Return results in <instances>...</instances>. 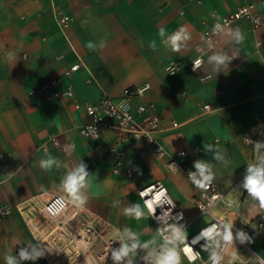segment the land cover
<instances>
[{
    "label": "crops",
    "instance_id": "obj_1",
    "mask_svg": "<svg viewBox=\"0 0 264 264\" xmlns=\"http://www.w3.org/2000/svg\"><path fill=\"white\" fill-rule=\"evenodd\" d=\"M260 1L202 0L199 5L187 0H0V205L15 207L37 196L62 195L116 225L129 246L148 245L134 249L133 257L153 250L159 238L138 191L162 182L193 216L192 200L198 189L186 173L170 172L141 142L126 147L134 177L123 171L115 174L109 154L115 133L106 131L98 140L83 138L79 129L88 116L75 109L65 94L71 86L77 101L96 104L104 95L120 100L128 87L149 83V93L134 105H154L161 117L157 139L170 153L199 147L191 165H206L225 201L237 204L235 221L222 211L225 204L218 206L217 216L236 224L254 219L264 223V209L240 184L247 166L253 164L243 135L264 118V27L254 31L249 21H239L216 38L214 50H207L204 38L215 19ZM57 14L72 18L65 33L58 28ZM181 26L191 39L179 52H172L162 39ZM237 27L244 37L239 44L234 39ZM161 28L166 31L163 38ZM101 40H106L105 47L100 46ZM89 41L95 50L86 46ZM152 41L155 50L149 47ZM202 52L204 63L198 71L188 65L174 76L165 71L177 59L189 64ZM220 52L233 61L217 69L208 57ZM80 59L96 86L86 84L87 69L66 78L65 71ZM51 79L60 83L55 100L31 96ZM208 104L213 111L204 113ZM49 157L56 163L42 168L40 160ZM81 161L89 176L77 195L75 187L66 189L62 181ZM135 206L142 213L139 217L126 212ZM206 221L210 219L199 221L194 229ZM34 247L38 251L17 212L2 221L0 264H6V256L15 257L19 264H43L40 256L20 260L21 249L31 252ZM257 250L264 256V226Z\"/></svg>",
    "mask_w": 264,
    "mask_h": 264
},
{
    "label": "built area",
    "instance_id": "obj_2",
    "mask_svg": "<svg viewBox=\"0 0 264 264\" xmlns=\"http://www.w3.org/2000/svg\"><path fill=\"white\" fill-rule=\"evenodd\" d=\"M187 2L202 4V0H187ZM263 12L264 0H261L259 4L241 6L236 11L215 19L213 25L204 31V38L209 45L207 50H214L216 38L239 21H249L254 31L262 29L264 27ZM224 20H227L228 23L224 24ZM216 23L222 24L223 31L213 32V26ZM71 24L70 16L57 14V25L62 33H65ZM198 57L204 61L203 52ZM232 61L231 58L229 63ZM170 65L176 68V73L186 65L191 70L193 69L192 62L187 64L183 59H177L166 68ZM83 69H87L90 74L86 84L91 87L96 86L94 77L81 59L65 71V76L71 78ZM167 73L171 76L176 74ZM208 78L209 76L204 77L203 80ZM59 90V81L51 79L32 91L31 96H42L48 101H53L58 96ZM150 90L149 83L131 86L125 89L122 99L116 100L104 95L101 101L96 104L77 101L75 91L71 86L65 94L68 99L74 102L75 109L84 110L88 116L87 122L79 129L83 138L98 140L106 131L115 133V142L109 149L115 174L123 171L128 178L134 177V169L127 163L126 147L131 143L141 142L151 147L153 156L164 161L170 172H184L192 182L189 174L198 173V170L191 163L196 159L200 149L196 147L192 151L182 150L170 153L159 142L157 134L160 131L161 117L155 111L154 105L145 103L134 105L136 99L145 97ZM212 111L209 104L203 106L204 113ZM243 142L253 153V164L258 162L257 157H264V147L258 151L256 149V144H264V118L257 120L256 124L245 132ZM70 149L71 146L64 148L65 151ZM0 157L3 158V155ZM197 179H200L198 175ZM243 182L244 178L240 184ZM195 187L198 192L192 200V207L195 210L193 216H189L185 212L173 198L169 188L162 182L151 183L138 191V197L143 203L148 217L153 221L159 238V242L153 250L160 251L165 238L171 235L169 226L175 225L186 231L189 244L188 248L179 245L178 253L190 263L209 264V251L203 247L206 241L203 239L196 245L192 243V237L197 234L194 226L206 217L210 221L205 228L217 221L231 223L234 237L237 232H244L250 237V242L235 238L229 244H224L221 241L219 248L216 249L223 257L221 264H229L230 260L232 264H259L257 256L264 258L257 250L258 238L264 223L260 219L237 224L221 221L215 215L218 206L225 204L227 207H232L234 203L225 201L226 196L219 191L213 179L210 184H205L203 187L195 185ZM142 192L143 195H141ZM146 201H158L153 205L156 209L155 212L149 208ZM15 212L27 225L38 251L43 253L41 256L47 264H129V261L131 264H155L153 250L135 257L130 252L120 261H115L112 252L119 250L124 244L128 245L120 229L110 221L93 213L83 204L69 200L62 195L37 196L15 207L1 204L0 223ZM180 214L183 216L182 219ZM196 252H199V256L194 255ZM233 254L236 256L235 259H233Z\"/></svg>",
    "mask_w": 264,
    "mask_h": 264
},
{
    "label": "clouds",
    "instance_id": "obj_3",
    "mask_svg": "<svg viewBox=\"0 0 264 264\" xmlns=\"http://www.w3.org/2000/svg\"><path fill=\"white\" fill-rule=\"evenodd\" d=\"M219 19V18H218ZM228 21L224 20V24H227ZM223 31V26L221 23H216L213 26V32H221ZM166 31L164 28L159 29V36L161 38L165 37ZM191 39L188 34L186 28L184 26L179 27L176 31L172 32L170 35H167L166 39H162V43L170 48L172 52H179L181 50L182 44ZM234 39L236 43L243 42V34L239 27L234 29ZM89 49L95 50V47L91 41H89L86 45ZM101 47L106 46V40H101ZM150 48L155 50L156 44L155 41H152L149 45ZM231 57L227 56L223 52L213 54L208 57V62L216 66L219 69L221 66H226L230 61ZM204 61L202 58L197 57L192 61L193 72H196L203 65ZM166 72L175 74L176 68L170 65L165 69ZM208 147L207 145L205 146ZM264 147V144H256L257 151ZM183 155V153H182ZM258 162L256 164H249L247 166L246 175L244 177V182L242 187L246 190L247 195L254 201L256 204L264 209V157H257ZM56 163L54 159L49 157L48 159H41L40 166L44 169L49 168L51 165ZM195 167L198 170V173H190V178L192 182L197 187H203L205 184H210V181L213 179L212 175L208 173L207 166L197 162ZM87 165L81 161L78 165L70 172H68L62 181V184L66 189H71L75 187L77 189V195H79V190L82 186H84L87 182V178L89 173L86 171ZM197 175L200 179H197ZM143 195V192L141 193ZM81 202H83V198H81ZM158 201H146L149 208L155 212L154 204H157ZM170 211V209H169ZM126 212L135 213L137 217L141 216L142 213L140 211L139 206H135L131 209H126ZM181 219L183 218L182 214ZM171 235L165 238V242L161 245V249L159 252H155V264H179V255H178V246L183 245L185 248L189 247L187 243V233L186 231L175 225H170ZM239 239L241 241L247 240L250 242V237L247 236L244 232H237L235 237L232 232V224L231 223H220L217 221L216 223H211L209 226L199 233V235L192 241L193 244L198 243L201 239L206 241V244L203 246L206 251H209V264H221L222 255L216 250L219 248L221 241L224 244H229L233 241V239ZM137 247H145L148 245H139L136 242H133L131 246L124 244L119 250L112 252V257L115 261H120L123 257L128 256L130 252H132ZM43 253L37 251L35 247L29 252L27 249H21L19 252L20 260H31L35 259L38 256H41ZM194 255L199 256V252L194 253ZM236 256L233 254V259ZM6 264H19L17 259L13 256H6ZM259 264H264V258L257 256ZM131 264V261H129ZM229 264H232V261H229Z\"/></svg>",
    "mask_w": 264,
    "mask_h": 264
},
{
    "label": "rangeland",
    "instance_id": "obj_4",
    "mask_svg": "<svg viewBox=\"0 0 264 264\" xmlns=\"http://www.w3.org/2000/svg\"><path fill=\"white\" fill-rule=\"evenodd\" d=\"M181 187H183V184H181ZM183 189H184V187H183ZM236 208H237V204L235 203V204H233V206L232 207H227V206H225V205H221V209H222V211L223 212H227V216H228V218L229 219H232V220H236L238 217H237V215L234 213L235 211H236ZM193 213V215L195 214V211H193L192 212ZM192 216V215H191ZM2 223V222H1ZM0 223V224H1ZM196 230H198V229H196ZM178 255H179V264H194V263H190L187 259H185L180 253H178ZM40 259H41V261H42V263L43 264H47L46 263V261H45V259L42 257V256H40ZM196 264V263H195Z\"/></svg>",
    "mask_w": 264,
    "mask_h": 264
},
{
    "label": "bare ground",
    "instance_id": "obj_5",
    "mask_svg": "<svg viewBox=\"0 0 264 264\" xmlns=\"http://www.w3.org/2000/svg\"><path fill=\"white\" fill-rule=\"evenodd\" d=\"M215 215L217 216L216 213H215ZM217 217H219L221 221H226V220H225V217H222V216H220V215H218ZM204 219H208V218L205 217V218H203L202 220H204ZM202 220H201V221H202ZM206 225H207V221L205 222V224H204L203 227H201L200 229L197 230V234H195V235L192 237V241H193V240L199 235V233L201 232V230L205 229ZM202 240H203V239H201L198 243H200ZM198 243H196V244H198ZM196 244H193V245H196ZM191 245H192V244H191Z\"/></svg>",
    "mask_w": 264,
    "mask_h": 264
}]
</instances>
